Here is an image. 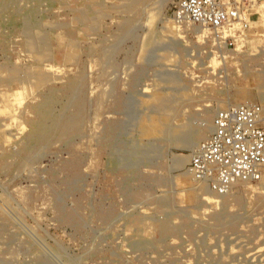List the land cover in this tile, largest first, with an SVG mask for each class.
<instances>
[{
    "label": "rangeland",
    "instance_id": "1",
    "mask_svg": "<svg viewBox=\"0 0 264 264\" xmlns=\"http://www.w3.org/2000/svg\"><path fill=\"white\" fill-rule=\"evenodd\" d=\"M179 1L0 0V264H264V172L190 163L218 110L264 126V0Z\"/></svg>",
    "mask_w": 264,
    "mask_h": 264
},
{
    "label": "built area",
    "instance_id": "2",
    "mask_svg": "<svg viewBox=\"0 0 264 264\" xmlns=\"http://www.w3.org/2000/svg\"><path fill=\"white\" fill-rule=\"evenodd\" d=\"M217 1L180 0L177 15L180 21L206 24L210 31L217 33L228 16ZM261 119V111L251 105L218 110L209 139L190 161L197 177L216 179L225 185L259 179L264 172V126Z\"/></svg>",
    "mask_w": 264,
    "mask_h": 264
},
{
    "label": "bare ground",
    "instance_id": "3",
    "mask_svg": "<svg viewBox=\"0 0 264 264\" xmlns=\"http://www.w3.org/2000/svg\"><path fill=\"white\" fill-rule=\"evenodd\" d=\"M177 34V33H176ZM205 36V35H204ZM12 109H13V107H12ZM1 110V109H0ZM4 111V110H3ZM13 111V110H12ZM1 113V112H0ZM207 119V118H206ZM2 120V119H1ZM183 123V122H182ZM212 130V126H211V129H206V128H204L202 131V138L203 137H207V134L209 133V132H212L211 131ZM174 137V136H173ZM177 137V136H176ZM178 137H180V136H178ZM181 140L179 139V142H181V143H190V144H192L193 143V140H191V138H190V136H189V134H188V132L187 133H184L181 137ZM174 141V140H173ZM259 257V256H258Z\"/></svg>",
    "mask_w": 264,
    "mask_h": 264
}]
</instances>
